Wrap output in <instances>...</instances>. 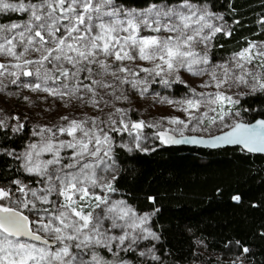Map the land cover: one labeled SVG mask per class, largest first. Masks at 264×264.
Returning <instances> with one entry per match:
<instances>
[{"label":"snow or ice","instance_id":"6c2138e0","mask_svg":"<svg viewBox=\"0 0 264 264\" xmlns=\"http://www.w3.org/2000/svg\"><path fill=\"white\" fill-rule=\"evenodd\" d=\"M213 9L211 0H0V102L27 103V90L59 113L32 123L18 151L7 141L26 118L0 108V154L17 162L10 179L0 174V264H166L160 209L121 194L117 150L154 152L158 141L264 154V118L247 119L241 104L264 96V38L215 60L214 38L232 31ZM149 95L179 115L140 118L133 98ZM230 247V264H245L251 249Z\"/></svg>","mask_w":264,"mask_h":264},{"label":"trees","instance_id":"16d2710c","mask_svg":"<svg viewBox=\"0 0 264 264\" xmlns=\"http://www.w3.org/2000/svg\"><path fill=\"white\" fill-rule=\"evenodd\" d=\"M125 2L137 6L143 5L144 0ZM211 4L232 31L231 36L221 33L214 38L211 54L215 60L226 59L244 46L246 40L264 38L259 23L264 19V0H211ZM156 90L168 94L166 89ZM184 91L183 86H174V94L181 95ZM138 99L160 106L151 95ZM138 99L132 102L137 112ZM7 100L13 105L7 113L26 118L25 130L9 133L11 139L7 141L19 151L32 124L29 115L20 108V100L16 97ZM241 104L248 109L243 115L249 120L264 113V96L244 97ZM149 146L156 150L147 153L117 150L121 169L117 186L141 211L160 209L156 230L161 233L160 244L167 253L166 264H215L217 259L207 254L233 256L237 249H226L225 244L235 240L251 249L244 257L245 264H264V156L242 152L238 147L211 150L165 146L158 141ZM16 164L0 154V174L10 179L9 169H14ZM218 189L223 196L217 194ZM236 193L241 194L240 203L230 199ZM149 196L156 197V205L148 201ZM199 242L204 245L205 253L199 251ZM219 260L223 264L231 262Z\"/></svg>","mask_w":264,"mask_h":264},{"label":"rangeland","instance_id":"374dc122","mask_svg":"<svg viewBox=\"0 0 264 264\" xmlns=\"http://www.w3.org/2000/svg\"><path fill=\"white\" fill-rule=\"evenodd\" d=\"M223 23V22H221ZM193 86H196L193 84ZM13 91H16L15 87L13 86ZM22 95H28L30 97L29 102H24L20 100V108L29 115L30 123H45L52 121L54 119H58L59 113L56 112L57 104L54 103L51 98L49 100L45 101L42 99L43 94L40 93H29L27 90H25ZM15 98V97H11ZM138 99V97H134L133 99ZM8 99V98H7ZM6 99V102H0V108H3L6 112L9 110L10 107H12V103L8 102ZM140 102V108L138 113H140V118H144L146 120H151L153 118L159 119L161 116H170V115H179V113H176L172 110V108L165 104H160V106H154L150 105L149 103H146L142 99H138ZM132 106V104H131ZM133 107V106H132ZM158 107H162L160 110H158ZM134 108V107H133ZM4 113H0V115H3ZM204 245L199 242L198 243V249L201 253H205ZM208 256H212L216 259H224V260H232L235 258V255L230 257H223L220 254L217 253H211L207 254Z\"/></svg>","mask_w":264,"mask_h":264},{"label":"water","instance_id":"95a60500","mask_svg":"<svg viewBox=\"0 0 264 264\" xmlns=\"http://www.w3.org/2000/svg\"><path fill=\"white\" fill-rule=\"evenodd\" d=\"M258 118H263V117H258ZM258 118H256V119H258ZM173 146H177V147H180V146H184V147H195V148L211 149V150H213V149H219V148H225V147H238V146H225V147H219V148H211V147H203V146H197V145H173ZM255 155H263L264 156V154H259V153H256Z\"/></svg>","mask_w":264,"mask_h":264}]
</instances>
